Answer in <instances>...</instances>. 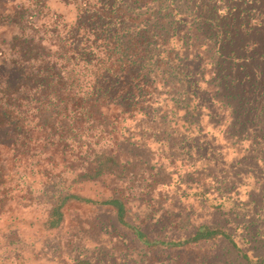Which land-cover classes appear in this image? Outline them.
I'll list each match as a JSON object with an SVG mask.
<instances>
[{
  "label": "rangeland",
  "instance_id": "obj_1",
  "mask_svg": "<svg viewBox=\"0 0 264 264\" xmlns=\"http://www.w3.org/2000/svg\"><path fill=\"white\" fill-rule=\"evenodd\" d=\"M37 1L0 0V10H40L41 32L58 26L74 45L103 32L96 44L114 65L110 101L126 120L117 134L127 132L128 159L150 175L124 184L127 225L112 207L73 203L64 227L49 230L73 175L40 135L22 154L0 133V264H264V0ZM18 32L0 20L4 80L16 77ZM110 183L77 192L108 198ZM202 225L228 237L149 246L134 229L185 242Z\"/></svg>",
  "mask_w": 264,
  "mask_h": 264
},
{
  "label": "trees",
  "instance_id": "obj_2",
  "mask_svg": "<svg viewBox=\"0 0 264 264\" xmlns=\"http://www.w3.org/2000/svg\"><path fill=\"white\" fill-rule=\"evenodd\" d=\"M36 5L44 8L46 4L38 0ZM40 12L22 8L6 15L0 10V20L19 29L11 42L10 63L16 77L4 80L6 76H0V133L14 137L12 147L22 154H30L31 150L21 146L31 142L33 135H40L73 175L68 190L60 194L45 221L47 229H62L67 220L66 206L73 203L112 207L120 223L127 225L124 184L127 179L150 175V171L141 159H128L127 132L122 129L121 138L117 134L119 124L126 120L122 117L124 111L110 101L114 65L109 64L110 50L96 44L103 32H96L89 46L70 44L58 26L41 32ZM71 34H80L78 23ZM109 178L107 187L112 186V192L108 198L94 199L77 192L80 184ZM119 183H123L121 188ZM134 229L149 246L162 243L172 247L212 240L218 235L228 237L220 229L202 225L185 242H167L149 239L145 232Z\"/></svg>",
  "mask_w": 264,
  "mask_h": 264
}]
</instances>
